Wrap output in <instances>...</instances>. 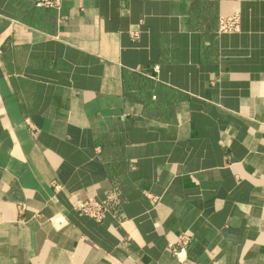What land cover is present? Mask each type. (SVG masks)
I'll list each match as a JSON object with an SVG mask.
<instances>
[{"label":"crops","instance_id":"crops-1","mask_svg":"<svg viewBox=\"0 0 264 264\" xmlns=\"http://www.w3.org/2000/svg\"><path fill=\"white\" fill-rule=\"evenodd\" d=\"M0 264H264V0H0Z\"/></svg>","mask_w":264,"mask_h":264},{"label":"built area","instance_id":"built-area-1","mask_svg":"<svg viewBox=\"0 0 264 264\" xmlns=\"http://www.w3.org/2000/svg\"><path fill=\"white\" fill-rule=\"evenodd\" d=\"M35 6L39 9H47L56 12H60L63 6V0H35ZM241 24L238 14H234L227 17H221L218 24L217 33L219 35H230L240 32ZM133 40L140 38V31L138 29H132L129 32ZM56 189H60V186L55 185ZM118 204V197L115 192L110 193L107 201H98L95 198H88L79 202L75 209L80 216L88 217L97 223L104 221L106 216L111 212H115L116 205ZM57 227L62 228L65 225L64 220L56 218L52 220ZM189 237L183 235L179 238V244L186 246L189 243ZM177 256V252H174Z\"/></svg>","mask_w":264,"mask_h":264}]
</instances>
